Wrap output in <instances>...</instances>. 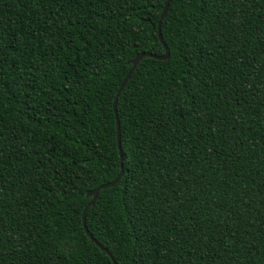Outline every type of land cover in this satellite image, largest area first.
Instances as JSON below:
<instances>
[{
	"label": "trees",
	"instance_id": "16d2710c",
	"mask_svg": "<svg viewBox=\"0 0 264 264\" xmlns=\"http://www.w3.org/2000/svg\"><path fill=\"white\" fill-rule=\"evenodd\" d=\"M0 0V264H264V0ZM121 150V157L119 154Z\"/></svg>",
	"mask_w": 264,
	"mask_h": 264
},
{
	"label": "water",
	"instance_id": "95a60500",
	"mask_svg": "<svg viewBox=\"0 0 264 264\" xmlns=\"http://www.w3.org/2000/svg\"><path fill=\"white\" fill-rule=\"evenodd\" d=\"M171 0H166L163 9L161 11L160 17H159V21L157 24V36L159 41L161 42L163 49H164V54L161 56H156L150 53H138L130 62L129 64L131 65V68L129 69V71L127 72V74L125 75L124 79L122 80L115 96H114V100H113V111H114V115L116 118V130H117V141H118V146H119V139H120V126H119V121H118V117H117V100L118 97L122 91V89L124 88L125 84L127 83L128 79L131 77L132 73L134 72L135 68L137 67V65L139 64V62L144 58V57H149V58H153L155 60H159V61H165L168 59L169 57V51L162 39V34H161V23L162 20L164 19V17L166 16L168 7L170 5ZM119 154L121 157V150L119 147ZM123 174V165H122V158H121V164H120V172L119 174L116 176V178L108 183L102 184L92 190L87 191L86 196L88 198H91V200L88 202V204L85 206L83 213H82V224H83V229L85 231V234L87 235V237L90 239V241L92 243H94L102 252L106 253L107 256L111 259L112 263L115 264L111 254L104 248L102 247L94 238L93 236L89 233L87 227H86V223H85V214L87 212V210L94 204L99 192L101 190L107 189L109 187H113L115 186L118 181L120 180L121 176Z\"/></svg>",
	"mask_w": 264,
	"mask_h": 264
}]
</instances>
